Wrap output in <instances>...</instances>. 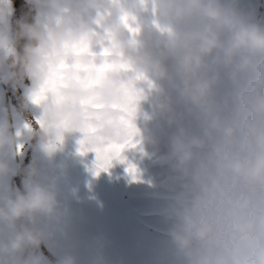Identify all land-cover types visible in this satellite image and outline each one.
<instances>
[{"label": "clouds", "instance_id": "obj_1", "mask_svg": "<svg viewBox=\"0 0 264 264\" xmlns=\"http://www.w3.org/2000/svg\"><path fill=\"white\" fill-rule=\"evenodd\" d=\"M24 3L28 12L13 19V0H0V88L24 97L17 109L0 92V264H50L41 248L62 218L58 180L23 165L24 142L51 160L70 134L124 142L129 124L141 149L182 181L168 235L183 264H264V23L255 8L247 0ZM148 9L160 22L144 19ZM148 93L153 111L141 129ZM30 104L41 107L42 124L24 123ZM161 118L174 128L163 146L147 127ZM55 264L78 261L64 253Z\"/></svg>", "mask_w": 264, "mask_h": 264}, {"label": "crops", "instance_id": "obj_2", "mask_svg": "<svg viewBox=\"0 0 264 264\" xmlns=\"http://www.w3.org/2000/svg\"><path fill=\"white\" fill-rule=\"evenodd\" d=\"M30 164L36 165L42 178L58 180L62 218L52 222L54 237L48 245L54 254L70 253L78 264H98L100 257L105 264L182 261L176 246L168 248L166 244L171 240L170 214L164 211L167 201H160L166 197H155L159 199L158 212H150L144 207L151 203L137 201L143 196H135L136 187L115 183L62 148L50 160L38 145L30 155ZM159 187L165 192L172 189ZM173 190L180 194L183 188L174 186Z\"/></svg>", "mask_w": 264, "mask_h": 264}, {"label": "rangeland", "instance_id": "obj_3", "mask_svg": "<svg viewBox=\"0 0 264 264\" xmlns=\"http://www.w3.org/2000/svg\"><path fill=\"white\" fill-rule=\"evenodd\" d=\"M247 3L251 7L255 8L256 18L261 23H264V0H249L247 1ZM258 9H260V12H258ZM144 19L149 24L153 22H160L158 14H156L152 9H148L145 12ZM229 87V83L227 82V80H225V82L220 86L219 90L221 93H223L226 92ZM0 92L4 94L5 105H11L17 109H19L23 105V89H21V94H14L10 89L6 88H0ZM172 95L175 99V94L173 93ZM176 107L178 111L183 110L182 105L177 104ZM142 109L143 115L137 121V124L141 129L145 127L144 117H150L153 111V95L151 93H148L146 95V98L142 102ZM41 114L42 109L40 106L30 104L28 109V116L24 123L35 126L37 124L36 121L41 117ZM147 127L150 130L151 134L160 140L162 146L164 143H166L167 138L171 134V132L174 131V128L169 126L167 120L162 118L148 120ZM83 139L84 137L82 134H70L65 138L62 149L68 152L73 158L84 160L96 170H98L96 166V154L93 151H84V147L81 144V141ZM37 146L38 144H36L35 141H32L31 143L27 141L24 142V147L19 157L22 163L27 162V165H29L30 155L34 152ZM122 156L125 162L122 163L120 162V160H113L111 166L106 171L99 170V172L115 183H118L120 185L133 186L134 188L136 187L135 196H143L141 197V199H137V201H139V204L151 203L150 205H146V207H144L150 212H158L159 199H155V197H166L165 199H161L160 201H167V207L164 211H167L166 213L171 214L174 201L177 200L178 197H180L182 194L174 192L173 188L174 186H182V181H179L178 178L173 173H171V171L166 166L162 165L159 162V160L153 155L151 148L148 146H145L143 149H141V147L138 145L135 149L125 150L122 153ZM129 165H134L137 169L135 178L127 170ZM159 186L172 187V189L171 191H169L170 189L168 188V192H165L164 189L160 190ZM140 188H142V191L140 190ZM150 197L154 199H151ZM147 206H149V208H147ZM160 211L162 212V210ZM168 238L170 239V237ZM166 244L168 248H174V244L171 240H168ZM41 251L43 252L45 257H47L50 264H55V261L59 256L57 254H54L52 248H50L48 245L42 246ZM176 264H183V257L182 261H179V263L177 262Z\"/></svg>", "mask_w": 264, "mask_h": 264}, {"label": "snow or ice", "instance_id": "obj_4", "mask_svg": "<svg viewBox=\"0 0 264 264\" xmlns=\"http://www.w3.org/2000/svg\"><path fill=\"white\" fill-rule=\"evenodd\" d=\"M52 90H57L56 86L53 85ZM46 93L42 95V97L37 98L34 102L39 104L41 99L46 98ZM37 124H42L40 118L37 119ZM135 134L134 127L129 124V138L124 142H114V143H91L87 137L81 141V144L84 147V151H93L96 154V166L99 170L106 171L112 164L113 160H120V162H125L122 153L128 149H135L137 148L138 144L136 141L133 140V136ZM128 172L133 175L135 178V174L137 169L134 165H129ZM97 172V174H98Z\"/></svg>", "mask_w": 264, "mask_h": 264}, {"label": "trees", "instance_id": "obj_5", "mask_svg": "<svg viewBox=\"0 0 264 264\" xmlns=\"http://www.w3.org/2000/svg\"><path fill=\"white\" fill-rule=\"evenodd\" d=\"M13 3H14V15H13V19H18V18L24 16V14L26 12H28V7L25 5L24 0H13ZM258 12H260V9H258ZM23 165L27 166V162L23 163ZM13 182H14V184L17 187H20V183L21 182H20L19 177L14 178V181Z\"/></svg>", "mask_w": 264, "mask_h": 264}]
</instances>
